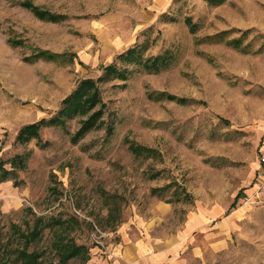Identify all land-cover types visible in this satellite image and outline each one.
Listing matches in <instances>:
<instances>
[{
  "label": "rangeland",
  "instance_id": "374dc122",
  "mask_svg": "<svg viewBox=\"0 0 264 264\" xmlns=\"http://www.w3.org/2000/svg\"><path fill=\"white\" fill-rule=\"evenodd\" d=\"M261 149L264 0H0V264H115L137 221L173 241L201 211L178 264H264Z\"/></svg>",
  "mask_w": 264,
  "mask_h": 264
},
{
  "label": "crops",
  "instance_id": "0c3cea01",
  "mask_svg": "<svg viewBox=\"0 0 264 264\" xmlns=\"http://www.w3.org/2000/svg\"><path fill=\"white\" fill-rule=\"evenodd\" d=\"M209 221L210 218L206 213L202 211L196 213L183 227L182 235L176 236L173 241L155 236L151 226L145 225L143 221H137L136 226L143 230V237L129 238V242L122 246L120 252L116 251L117 260L115 264H178L177 255L185 244L186 238L196 228L207 224Z\"/></svg>",
  "mask_w": 264,
  "mask_h": 264
},
{
  "label": "trees",
  "instance_id": "16d2710c",
  "mask_svg": "<svg viewBox=\"0 0 264 264\" xmlns=\"http://www.w3.org/2000/svg\"><path fill=\"white\" fill-rule=\"evenodd\" d=\"M23 5L33 10L39 18L41 19L49 18L46 16L47 12L40 10L37 6H34L32 2L26 1ZM51 19L57 20V17L52 16ZM134 53L135 51L132 50L129 51V55H128L129 60L135 59ZM56 57L57 54L41 50L38 54H36L35 57H33V59L46 58L47 60H54ZM106 70L109 71V73L115 72V68L113 66L106 67ZM163 96H166L169 100L178 99L176 96L170 94L168 95L163 94ZM180 101L185 102L184 99H181ZM64 103L66 104V107L62 110L63 114H65L68 111H71L72 112L71 115H73L74 113L77 112L76 111L77 108H80L81 106L82 108H85L84 110H82V113H86L87 117L82 121V127L79 133H86L89 130H91V128H94L95 126H97V124H99L100 119L102 117V113L100 109L98 110L95 109L98 106V104L101 103V99L98 88H95V81H93L92 79L83 80L80 83L79 87L75 91H73V93L70 96H68L66 100H64ZM45 122L46 120L43 119L39 122L24 126L23 128H21L18 137L29 138L32 134H35V130L41 125H43ZM134 149L138 153L151 152L148 148L140 147ZM77 252L79 253L80 249ZM85 258L88 260L89 255L87 254Z\"/></svg>",
  "mask_w": 264,
  "mask_h": 264
},
{
  "label": "built area",
  "instance_id": "2783aa9c",
  "mask_svg": "<svg viewBox=\"0 0 264 264\" xmlns=\"http://www.w3.org/2000/svg\"><path fill=\"white\" fill-rule=\"evenodd\" d=\"M259 156V166L253 178L251 195H246L244 199L264 206V149H261Z\"/></svg>",
  "mask_w": 264,
  "mask_h": 264
}]
</instances>
